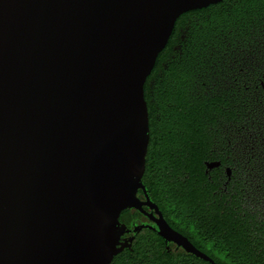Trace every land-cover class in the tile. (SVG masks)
<instances>
[{
	"label": "water",
	"instance_id": "obj_1",
	"mask_svg": "<svg viewBox=\"0 0 264 264\" xmlns=\"http://www.w3.org/2000/svg\"><path fill=\"white\" fill-rule=\"evenodd\" d=\"M220 1L0 0V264H110L142 228L217 264L142 176L146 79L177 18ZM125 210L154 226L128 228Z\"/></svg>",
	"mask_w": 264,
	"mask_h": 264
},
{
	"label": "trees",
	"instance_id": "obj_2",
	"mask_svg": "<svg viewBox=\"0 0 264 264\" xmlns=\"http://www.w3.org/2000/svg\"><path fill=\"white\" fill-rule=\"evenodd\" d=\"M144 98L142 182L166 221L217 264H264V214L257 211L264 203V0H222L181 14ZM218 159L233 171L228 185L239 186L237 210L218 197L223 166L206 171L205 162ZM249 172L261 187L258 198L247 194ZM110 264L209 263L168 251L144 230Z\"/></svg>",
	"mask_w": 264,
	"mask_h": 264
},
{
	"label": "flooded vegetation",
	"instance_id": "obj_3",
	"mask_svg": "<svg viewBox=\"0 0 264 264\" xmlns=\"http://www.w3.org/2000/svg\"><path fill=\"white\" fill-rule=\"evenodd\" d=\"M215 161H219L220 164L218 167L216 168H221L222 167V172L224 173V175L226 176V179L218 186V197L220 198V202L223 205H233V209L237 210V203H238V199L242 196L239 192H238V188L239 186L237 185H228V182L231 180L232 178V169L228 166V165H222L221 160H215ZM229 169V175H227L226 170ZM139 196L140 198L143 200V196L141 194V192L139 191ZM251 202V201H250ZM264 204V203H263ZM249 206L251 207L252 213H254V211L256 210L255 205L252 203H249ZM225 207V206H224ZM144 209L146 210L147 213L151 212V210L148 207H144ZM223 210V209H222ZM221 210V211H222ZM132 212V217L131 218H127L126 216H121L119 217L120 222L125 223L128 228H133L134 226H139V225H149V226H154V223L152 222L151 218L146 216L144 213L138 212L136 210H130ZM257 211L261 212L260 209H257ZM153 212V211H152ZM262 213V212H261ZM264 217V215H263ZM166 220V219H165ZM169 224V223H168ZM144 230H149L151 232L156 233L154 230L149 229V228H142L140 231L137 232V234L133 237L131 245L135 239V237L140 234L141 232H143ZM157 234V233H156ZM158 235V234H157ZM132 236V233H126L124 234L122 237L126 238V237H130ZM159 236V235H158ZM131 247V246H130ZM174 245L172 243H170L168 245V251L169 250H174ZM179 250V249H178Z\"/></svg>",
	"mask_w": 264,
	"mask_h": 264
},
{
	"label": "rangeland",
	"instance_id": "obj_4",
	"mask_svg": "<svg viewBox=\"0 0 264 264\" xmlns=\"http://www.w3.org/2000/svg\"><path fill=\"white\" fill-rule=\"evenodd\" d=\"M183 34H182L181 37H183ZM177 48H178V46L175 47V49H177ZM247 175H248L247 177L249 178L248 180H251L250 182H252L251 186H248L249 188L252 189V191H248L247 194L249 196L252 194V196L255 197V198H258V197L262 196V193L259 191V189H261V187L258 188V186L254 185L255 184V179H254L255 175L250 173V172ZM252 179H253V181H252ZM253 197L251 198V202L250 203L255 204V202L253 200ZM259 209L262 210V214H264V204H263V202L259 203Z\"/></svg>",
	"mask_w": 264,
	"mask_h": 264
}]
</instances>
